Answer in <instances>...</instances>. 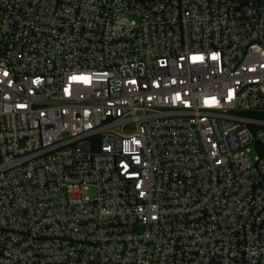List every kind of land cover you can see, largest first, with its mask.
I'll return each instance as SVG.
<instances>
[{
	"label": "built area",
	"instance_id": "obj_1",
	"mask_svg": "<svg viewBox=\"0 0 264 264\" xmlns=\"http://www.w3.org/2000/svg\"><path fill=\"white\" fill-rule=\"evenodd\" d=\"M0 264H264V0H0Z\"/></svg>",
	"mask_w": 264,
	"mask_h": 264
}]
</instances>
